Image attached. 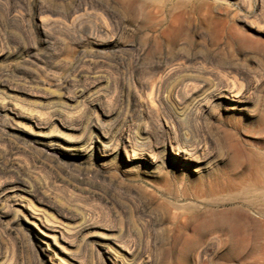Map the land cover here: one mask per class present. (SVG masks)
Returning <instances> with one entry per match:
<instances>
[{
  "label": "rangeland",
  "instance_id": "obj_1",
  "mask_svg": "<svg viewBox=\"0 0 264 264\" xmlns=\"http://www.w3.org/2000/svg\"><path fill=\"white\" fill-rule=\"evenodd\" d=\"M263 180L264 0H0V264H264Z\"/></svg>",
  "mask_w": 264,
  "mask_h": 264
},
{
  "label": "bare ground",
  "instance_id": "obj_2",
  "mask_svg": "<svg viewBox=\"0 0 264 264\" xmlns=\"http://www.w3.org/2000/svg\"><path fill=\"white\" fill-rule=\"evenodd\" d=\"M229 95H231V93H227V96H225V97L229 98ZM262 183L264 184V180L262 181ZM256 191L257 190H253L252 187H248V188H245V189H242V190L238 191L237 193L229 194L230 196L226 199V201L236 202V203L244 202V203H246L247 206L251 207V206L255 205V202L257 200L255 198L252 199L250 196H251V194H254V192H256ZM253 197H255V196H253ZM209 202L211 203V202H214V201H209ZM213 204L219 205L220 203L215 201ZM231 212H232L231 210L230 211H226L223 214V216H222V219L227 221V223H225L223 220H221L223 222H220L221 224L218 222L220 225L218 224L216 226L221 227L222 229H224L225 227L228 228V230L230 232L231 242H232L231 252L233 254L239 256L240 253L245 248V244H243V243H245L249 239L250 235H252V234H250V235L248 234V231H247V229L245 228L244 225H241L239 222H233V221L230 220L229 214H231ZM260 213L262 215L264 214L263 211H261ZM202 218L203 217L199 216V219H201V222L197 224V227L195 228V231H194L195 234H196L195 236H197V238H198L197 240H199V241H201L204 238H207V236L211 235L213 230H215L214 228L216 227V226H214V224L208 222L210 219H208V221H206V220H204ZM28 223L31 226L35 227L40 232V234H42L44 237H46V238H51L52 237L50 232L48 231L49 229H46L47 227L45 226L43 221L38 216H36L35 214H33V213L31 214V216H30V218L28 220ZM256 227H258V228L256 230L257 233H256L255 237H262L264 235L263 234V229H262V224L258 223V224H256ZM214 233H216V232H214ZM253 237H250V238H253ZM256 247H257V245H256ZM205 252H206V247H204V246L200 247L198 253L201 254V253H205Z\"/></svg>",
  "mask_w": 264,
  "mask_h": 264
}]
</instances>
